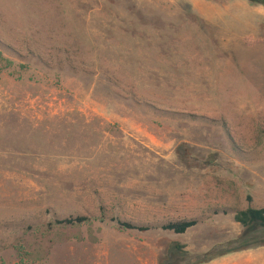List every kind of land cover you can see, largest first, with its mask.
I'll list each match as a JSON object with an SVG mask.
<instances>
[{"label":"rangeland","instance_id":"obj_1","mask_svg":"<svg viewBox=\"0 0 264 264\" xmlns=\"http://www.w3.org/2000/svg\"><path fill=\"white\" fill-rule=\"evenodd\" d=\"M247 209H264L263 6L0 0V264H178L175 246L195 264Z\"/></svg>","mask_w":264,"mask_h":264},{"label":"trees","instance_id":"obj_2","mask_svg":"<svg viewBox=\"0 0 264 264\" xmlns=\"http://www.w3.org/2000/svg\"><path fill=\"white\" fill-rule=\"evenodd\" d=\"M251 5H259L264 7V0H245ZM5 69H9L12 64L4 62ZM92 220L85 217L68 218L53 223L56 227L61 228H73L82 225H88ZM102 221V220H101ZM233 221L238 224L243 230V235L235 241H232L218 249H213L209 253L201 257V260H197L195 264H206L213 259L223 257L235 252L264 248V209H247L234 214ZM116 227L124 231H133L137 233H147L151 228L145 226H135L129 223L116 222ZM197 226L196 221H181L175 223H167L158 227L162 232L172 233L176 236L184 235L187 231ZM170 260L176 259L175 261L179 264L184 262L186 255L182 253L181 247L175 246V253L169 256ZM185 263V262H184ZM181 264V263H180Z\"/></svg>","mask_w":264,"mask_h":264}]
</instances>
